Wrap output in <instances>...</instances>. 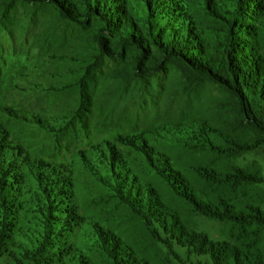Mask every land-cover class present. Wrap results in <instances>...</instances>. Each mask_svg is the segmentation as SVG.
<instances>
[{
  "label": "rangeland",
  "instance_id": "374dc122",
  "mask_svg": "<svg viewBox=\"0 0 264 264\" xmlns=\"http://www.w3.org/2000/svg\"><path fill=\"white\" fill-rule=\"evenodd\" d=\"M80 1L76 21L63 17L57 0H0V264L111 261L99 249L124 237V219L135 211L121 185L132 196L146 197V181L163 189L146 168L171 153L170 134L186 131L175 130V115H195L221 96L205 83L188 97L170 66L144 81L113 79L116 62L98 58L94 31L85 30L100 22ZM190 1L211 11L209 0ZM119 2L134 11L145 3ZM256 9L249 23L264 28V10ZM85 36L95 68L79 53ZM254 161L264 168V146L236 159L242 167ZM198 221L201 231L220 234L218 222Z\"/></svg>",
  "mask_w": 264,
  "mask_h": 264
},
{
  "label": "trees",
  "instance_id": "16d2710c",
  "mask_svg": "<svg viewBox=\"0 0 264 264\" xmlns=\"http://www.w3.org/2000/svg\"><path fill=\"white\" fill-rule=\"evenodd\" d=\"M57 1L63 17L82 18L80 0ZM240 1L253 12L236 0H209L208 13L190 0H144L136 11L119 0H95L94 11L87 1L100 28L85 30L94 31L98 58L116 62L113 79L144 81L170 66L188 97L205 83L221 94L195 115H175V130L186 131L170 134L171 153L146 168L163 189L146 181V197L133 198L121 185L135 211L124 219V237L100 247L112 258L101 264H264V168L236 163L264 146V28L249 23L264 4ZM85 38L79 53L95 68ZM199 218L218 222L220 234L201 231ZM80 264L89 263L81 257Z\"/></svg>",
  "mask_w": 264,
  "mask_h": 264
}]
</instances>
